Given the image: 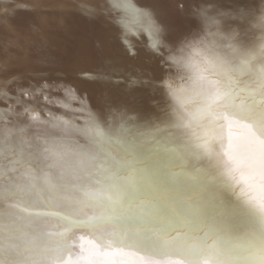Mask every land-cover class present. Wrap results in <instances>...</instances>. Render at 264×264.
<instances>
[{"label":"bare ground","instance_id":"bare-ground-1","mask_svg":"<svg viewBox=\"0 0 264 264\" xmlns=\"http://www.w3.org/2000/svg\"><path fill=\"white\" fill-rule=\"evenodd\" d=\"M262 4L0 0V264H264ZM205 13L238 46L211 104L167 60Z\"/></svg>","mask_w":264,"mask_h":264},{"label":"clouds","instance_id":"clouds-1","mask_svg":"<svg viewBox=\"0 0 264 264\" xmlns=\"http://www.w3.org/2000/svg\"><path fill=\"white\" fill-rule=\"evenodd\" d=\"M256 23L264 29V4L261 5ZM199 28L187 34L178 42L167 57L175 73L183 75L188 82L201 86L206 90L209 104L220 96L225 88L224 78L217 71L222 65L230 63L231 58L238 54V46L233 38L221 30L217 23L209 18L207 13L199 17ZM264 60V33H262L256 51ZM264 74V63L258 65Z\"/></svg>","mask_w":264,"mask_h":264},{"label":"snow or ice","instance_id":"snow-or-ice-1","mask_svg":"<svg viewBox=\"0 0 264 264\" xmlns=\"http://www.w3.org/2000/svg\"><path fill=\"white\" fill-rule=\"evenodd\" d=\"M12 10L7 9V8H3L0 9V22L3 23H8L6 14L10 13ZM114 22V21H113ZM153 29L155 32L159 33L162 30L160 29V27L156 26V25H152ZM121 42L125 43V48L128 52V54L130 56H137L138 50L135 47H128L127 42L125 41L124 37L121 36ZM146 50L149 53L150 58L155 61L157 64H159V58L157 57V53L160 50L161 47V41L160 40H156L154 42H152L149 45H146ZM122 71V69L119 68H113L112 69V76H108V77H95L96 79H109V80H114V82L116 83H126L127 85H129V91L130 94H132V101L133 102H137V103H147L150 102L151 99H153V91H154V84L153 81L156 78L155 75H150L148 72L146 71H141L139 72V74L137 76H131L127 81L121 80L120 79V72ZM41 79H44V77H41ZM135 86V92H131V87ZM53 88L59 89V88H63L64 89V93L66 96H69L71 98H78V92H79V88L78 86L72 84V83H66V84H55V83H48L45 84L43 86H36L35 87V91H39L44 93V100L45 102H48L50 100V96L47 94V92L45 91L47 90H51ZM24 94L28 93L27 89H22L21 90ZM9 99H16L14 97H8Z\"/></svg>","mask_w":264,"mask_h":264},{"label":"water","instance_id":"water-1","mask_svg":"<svg viewBox=\"0 0 264 264\" xmlns=\"http://www.w3.org/2000/svg\"><path fill=\"white\" fill-rule=\"evenodd\" d=\"M60 78H63V76H61ZM34 214V213H33ZM47 213L45 212H38V213H35L34 215H46Z\"/></svg>","mask_w":264,"mask_h":264},{"label":"rangeland","instance_id":"rangeland-1","mask_svg":"<svg viewBox=\"0 0 264 264\" xmlns=\"http://www.w3.org/2000/svg\"><path fill=\"white\" fill-rule=\"evenodd\" d=\"M74 247H76V249H79L77 248L78 247L77 245H74ZM79 250H81V252H85L83 249H79Z\"/></svg>","mask_w":264,"mask_h":264}]
</instances>
